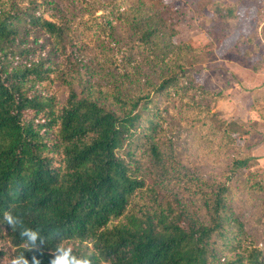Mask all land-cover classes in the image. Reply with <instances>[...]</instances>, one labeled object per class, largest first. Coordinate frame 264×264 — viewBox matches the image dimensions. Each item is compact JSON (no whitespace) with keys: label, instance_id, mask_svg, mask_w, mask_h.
<instances>
[{"label":"trees","instance_id":"1","mask_svg":"<svg viewBox=\"0 0 264 264\" xmlns=\"http://www.w3.org/2000/svg\"><path fill=\"white\" fill-rule=\"evenodd\" d=\"M194 1L71 0L65 10L0 0V264L20 252L50 264L61 241L77 255L93 250L92 264H264V238L233 205L242 194L259 200L264 229V178L244 147L264 123V96L251 122L220 117L221 93L199 79V48L178 39ZM206 8L218 40L234 33L233 0ZM244 41L258 54L253 34L233 47ZM183 150L221 174L195 175ZM172 180L184 198L162 192ZM6 210L44 242L29 250Z\"/></svg>","mask_w":264,"mask_h":264},{"label":"rangeland","instance_id":"2","mask_svg":"<svg viewBox=\"0 0 264 264\" xmlns=\"http://www.w3.org/2000/svg\"><path fill=\"white\" fill-rule=\"evenodd\" d=\"M66 10V5L71 0H55ZM169 1V0H167ZM236 3L238 16L234 33L223 41L218 40L220 30L214 29V21L206 8L207 0H195L185 6L184 14L178 23L180 34L178 39H190L200 50L198 67L199 79L206 88L220 92L222 98L216 103L220 117L226 121L237 119L251 122L257 115L251 109L255 97L264 96V43L262 26L264 25V0H233ZM253 34L254 43L258 45L255 56L250 57L242 49L233 45L238 36ZM127 39L122 33L115 35L113 45L120 47ZM120 41V44L116 42ZM246 46V45H245ZM96 54L92 43L82 52L81 57L87 64L94 60ZM99 65V64H95ZM255 131L245 141L244 147L251 154L258 157V167L264 178V123L255 124ZM181 163L195 175L203 178L219 176L222 169L213 168L204 164L196 152L183 150ZM145 162V160H143ZM145 167V166H144ZM145 171V172H144ZM147 178H152V173L144 169ZM186 185L175 180L165 181L162 192L172 199L184 198ZM259 200L250 198L245 194L240 195L233 202L234 209L245 222L246 228L253 232L258 239L264 238V229L255 225L256 216L262 208Z\"/></svg>","mask_w":264,"mask_h":264},{"label":"clouds","instance_id":"3","mask_svg":"<svg viewBox=\"0 0 264 264\" xmlns=\"http://www.w3.org/2000/svg\"><path fill=\"white\" fill-rule=\"evenodd\" d=\"M3 221L11 226L12 229H20L19 235L27 241V245L30 246L29 250L37 247V241H40L41 243L44 242L40 239L37 230L24 227L22 219L19 216L14 215L11 211L6 210L4 212ZM94 254V251L89 249L87 253L77 255L74 253L72 245H66L61 241L57 244L54 250V255L50 264H92V257ZM8 264H29V260L26 258L24 252H20L18 254L10 255ZM31 264H40V261L33 256Z\"/></svg>","mask_w":264,"mask_h":264}]
</instances>
